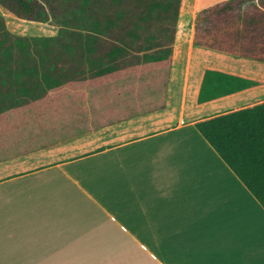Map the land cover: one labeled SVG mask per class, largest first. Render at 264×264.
<instances>
[{"label": "crops", "instance_id": "1", "mask_svg": "<svg viewBox=\"0 0 264 264\" xmlns=\"http://www.w3.org/2000/svg\"><path fill=\"white\" fill-rule=\"evenodd\" d=\"M223 1L181 0L164 107L88 101L99 126L0 161V264H264V207L195 126L264 101V60L193 42ZM207 70L232 92L199 102Z\"/></svg>", "mask_w": 264, "mask_h": 264}, {"label": "trees", "instance_id": "2", "mask_svg": "<svg viewBox=\"0 0 264 264\" xmlns=\"http://www.w3.org/2000/svg\"><path fill=\"white\" fill-rule=\"evenodd\" d=\"M0 4L20 18L59 26L51 36L18 34L0 14V161L99 126L73 118L89 111L88 101L102 104L137 88L152 97L150 109L165 106L181 0ZM193 42L264 60V0L201 10ZM226 78L207 70L199 102L232 92ZM195 126L264 207V101Z\"/></svg>", "mask_w": 264, "mask_h": 264}, {"label": "rangeland", "instance_id": "3", "mask_svg": "<svg viewBox=\"0 0 264 264\" xmlns=\"http://www.w3.org/2000/svg\"><path fill=\"white\" fill-rule=\"evenodd\" d=\"M0 14L4 17L7 27L14 33H30L29 29H35L37 33H40L39 35H50L49 33H52L50 31H55L54 33H58L59 31V26L57 24L54 25L53 22L52 24L51 22L33 21L20 18L5 8L2 4H0ZM84 113L86 112L84 111Z\"/></svg>", "mask_w": 264, "mask_h": 264}]
</instances>
